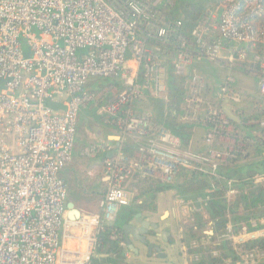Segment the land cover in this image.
I'll use <instances>...</instances> for the list:
<instances>
[{"label":"built area","instance_id":"built-area-1","mask_svg":"<svg viewBox=\"0 0 264 264\" xmlns=\"http://www.w3.org/2000/svg\"><path fill=\"white\" fill-rule=\"evenodd\" d=\"M243 3H215L187 31L183 17L166 13L171 0H0V264H91L99 233L130 204L125 184L131 179L171 184L182 168L215 171L227 159L244 157L250 138L264 143V26L240 13L249 8L260 15L262 4ZM220 61L228 72L213 103L226 98L237 114L248 116L250 134L235 128L219 106H209L207 150L192 151L152 123L147 111L127 107L149 103L151 96L167 100L168 64L185 80L184 110L209 103L200 96L205 79L197 66ZM244 65L257 81L256 90L247 94L236 78ZM90 78L118 84L98 113L110 117L121 138L135 145L131 153L117 152L116 168L105 159L107 188L98 210H80L70 219L60 173L73 157L80 108L100 104L102 90L98 96L86 89ZM248 97L250 109L245 108ZM6 134L16 149L7 144ZM103 148L100 143L84 153L92 156ZM262 177L254 175L253 181ZM236 182L225 181L226 202L235 198ZM210 199V190L195 200L181 199L182 211L203 213ZM241 226L236 233L228 222L218 239L231 241L245 263L264 259V249L243 248L264 237V227Z\"/></svg>","mask_w":264,"mask_h":264},{"label":"trees","instance_id":"trees-1","mask_svg":"<svg viewBox=\"0 0 264 264\" xmlns=\"http://www.w3.org/2000/svg\"><path fill=\"white\" fill-rule=\"evenodd\" d=\"M171 1L173 5L169 15L183 17L185 30L187 31L196 24L205 12V8L203 9L199 2L189 0ZM215 1L219 3L224 0ZM237 2L241 6L244 4L243 0H237ZM261 4L262 14L260 15L256 10L252 11L249 8L241 9L240 13L253 25L263 27L264 0H261ZM255 69L257 70V67ZM166 84L167 100L163 101L151 96L149 103H147L148 115L152 123L178 136L183 148L189 149L197 123L196 121L182 119L185 104L183 102L187 93L186 83L184 78L174 72L172 64H168L167 67ZM88 90H91V88L88 87ZM127 107L134 108V105L129 104ZM252 117H256V115ZM108 119L112 126L118 129L112 119L110 117ZM248 119V116L243 117V128L246 127L245 123ZM205 125L209 127L208 123H205ZM254 145V155L251 156L249 153L244 157L238 156L236 159H227L219 164L215 171L207 169L206 172H201L197 167L182 168L171 184H160L138 176L131 179L125 184V190L128 193L137 190V195L132 199L142 198L143 203H136L135 205L130 203L129 206L122 207L116 221L104 227L98 235L97 252L107 256L96 257L91 264H108L113 260L110 254L119 253L122 256L120 242L125 243L122 226L128 223L141 208L152 204L158 193L172 189L184 201L195 200L197 196H204L206 191L210 190L211 199L206 203L204 212L194 213L192 221L186 223L181 232L180 240L189 246V252L197 257L191 264H264V259L248 263L243 262L231 241L218 239L228 222L233 225L236 233L241 229L242 223L249 230L264 227V224L260 223V220H264V143L255 141ZM132 148V146H123L120 151L131 153ZM100 153H102L104 161L111 158L113 166L115 168L118 166L116 154L105 158V152ZM257 174L263 177L261 181L255 182L253 176ZM227 179L237 180L235 186L237 193L230 202H226L223 197V186ZM212 186L215 188L213 191L211 190ZM251 221H255L256 226H252ZM205 223L210 225L211 234L203 231ZM111 236L116 237L111 239ZM204 238L209 240L210 243H197ZM125 247L128 250L126 243ZM243 248L245 250L264 249V237L247 241L243 244Z\"/></svg>","mask_w":264,"mask_h":264},{"label":"rangeland","instance_id":"rangeland-1","mask_svg":"<svg viewBox=\"0 0 264 264\" xmlns=\"http://www.w3.org/2000/svg\"><path fill=\"white\" fill-rule=\"evenodd\" d=\"M189 1L201 3L203 9H207L216 3L215 0ZM168 11L169 10H167L166 13L170 14L171 11H169L170 13ZM32 31L35 32L36 29L33 28ZM214 64L209 65L207 63H202L197 66L196 70L205 79L200 96L204 99V102L207 101L209 103H200L196 106H191L192 108L186 107L185 105L184 111H188V113H184L182 115V119L196 122L201 120L203 121L206 109L209 106H215L212 104L213 100L215 96L219 94L218 88L228 71L227 66L222 61L217 62L215 65ZM244 67V69L249 71V75H246L244 69L243 72L238 69V73H236L239 74L237 87L244 94H247L246 92H254L256 90L257 81L254 79L256 75L252 73L254 71H252L251 67L249 65H244ZM238 68H240V66ZM242 75L244 77H240ZM88 87L91 88V90L94 89L96 95H98L102 90L100 92L102 93L100 94L101 97L99 98L100 104L96 105L94 102H89L80 108L77 118V137L73 149V159L65 166L66 168L63 172L64 176L61 174L62 172L60 174L67 185L66 207L67 203L73 202L78 204V206H81L84 211L94 212L92 210H96L98 208V201L102 198L106 191L107 181L104 180V168L99 169L102 153L90 156L86 155L84 150L100 143L105 144L106 147L108 143V136H118V132L114 131L108 117L98 113V109L103 105L105 106V104L108 103L107 101L111 99L112 95L109 91L114 87L115 89H118V84L112 83L110 79L90 78L86 85L87 89ZM106 91L107 94L102 96L106 93ZM250 104L251 99L248 97L245 108L250 109ZM134 105L138 112L148 110L145 103H134ZM192 109L195 111L193 114ZM242 132L246 134L249 131L243 129ZM5 138L7 144L11 148L16 149L12 135L6 134ZM250 140L252 141L249 145V153L252 156L255 154V142L251 138ZM127 142L132 143V140H127ZM189 150L202 152L207 150L206 144H203V131L197 132L196 138L191 143ZM102 166L104 167V163ZM174 193L175 190L172 189L171 191L169 190L168 192L162 194L155 204V207L143 209L140 215V217L144 220L157 224L155 229L151 228L150 230L152 233H157V236L155 234H151L147 236V239L149 242L159 245L166 255L160 256L156 251H152L151 254H148L146 247L139 242H133L134 246L139 250L138 253H134L129 249L127 250L125 246L120 244V249L123 255L120 256L119 253L110 254L113 260L108 262V264H191L195 259H197L194 254L189 252V246L180 240L182 234L180 229L182 228L183 230V226L192 221V216L195 212L191 211L189 215L188 212H184L186 214L179 212L177 215H174L171 209L173 205L171 204V199ZM128 195L132 201V195H130V193H128ZM179 207L182 208V206ZM131 222L133 224L136 223L135 220H132ZM162 231H164L163 237L161 236ZM203 231L211 234L212 231L208 223L204 224ZM197 243L207 244L210 243V241L204 238ZM195 245L197 244L195 243ZM101 256L106 257L107 255L99 254V252H97L96 257L98 258Z\"/></svg>","mask_w":264,"mask_h":264},{"label":"crops","instance_id":"crops-1","mask_svg":"<svg viewBox=\"0 0 264 264\" xmlns=\"http://www.w3.org/2000/svg\"><path fill=\"white\" fill-rule=\"evenodd\" d=\"M216 64V63H215ZM214 64V65H215ZM209 65H213V64H209ZM239 76L238 75H236V78H238ZM240 77H243V76H240ZM239 80V79H238ZM213 105H215V106H219L220 108H221V110H222V104H223V100H221V103H212ZM145 105L147 106V103H145ZM228 105L230 106V109L235 113V114H237L236 112H235V108L234 107H232L229 103H228ZM134 109H135V105H134ZM136 110V109H135ZM237 115H239V114H237ZM240 117H241V115H239ZM203 119V118H202ZM241 122L240 123H237V122H233V121H231L232 122V124H234V126H235V128H237V129H242L243 127V124H242V122H243V118L241 117ZM196 123H198L197 124V126L195 127V129H194V134H193V137H192V142L194 141V139L196 138V134H197V132H199V131H203V144H205V136H206V133H207V131H208V128L209 127H207L206 125H205V120L203 119V121L201 120V121H198V122H196ZM200 123H202V124H200ZM114 128V127H113ZM243 129H246V127H244ZM242 129V130H243ZM247 130V129H246ZM114 131H116V132H118L117 131V129H115L114 128ZM114 137V138H113ZM107 140H108V143H107V145L109 146H106L105 148H103V149H101L100 151H98L97 153H95L94 155H92V156H95V155H98V153H100V152H105V158L106 157H112L113 155H115V154H117V152L121 149V147H123V146H134L135 145V143L133 142V140L132 139H123V138H121V136H120V133L118 132V136H115V135H113L112 137H110V136H108V138H107ZM127 140L128 141H131L132 140V143H129V142H127ZM123 141H124V145H123ZM83 154V153H82ZM73 159V158H72ZM103 163H104V159H103V156L101 157V161H100V165H99V169H103L104 167L102 166L103 165ZM66 168V167H65ZM65 168L61 171L62 173V175H63V172H64V170H65ZM64 176V175H63ZM105 181H107L106 180V178L104 179ZM152 181V180H151ZM132 182H134V181H132ZM132 182H130V183H132ZM154 182V181H153ZM156 182V181H155ZM156 183H158V182H156ZM161 184V183H160ZM169 190H166V191H163V192H160V193H158L157 194V196H156V199H155V201L152 203V204H150L149 206H146V207H144V208H141L140 210H139V212H137L136 214H140L141 215V212L143 211V209H145V208H148V207H155V204L157 203V201L159 200V198H160V196L162 195V194H164V193H166V192H168ZM171 191V190H170ZM130 195H132V198H134L135 197V195H137V190H134L133 192H130ZM101 200V198L99 199V201ZM180 200H181V198L180 197H178V195L176 194V192L173 194V196H172V199H171V204H173L172 205V207H171V209H172V212H173V214L174 215H177L179 212H181L182 214H184L183 213V209L181 208V207H179V206H182L181 205V203H180ZM99 201H98V204H99ZM142 204L143 203V199L142 198H140V199H132V202H131V204L132 205H135V204ZM75 204V206H76V208H78L79 210H81V211H84L83 209H82V207L81 206H78V204H76V203H74ZM130 205V204H129ZM151 208V209H152ZM98 210V208L96 209V210H92V211H94V212H96ZM191 211H193V209H191L190 210V213H191ZM194 213V212H193ZM135 214V215H136ZM134 215V216H135ZM180 231H182V228L180 229Z\"/></svg>","mask_w":264,"mask_h":264},{"label":"water","instance_id":"water-1","mask_svg":"<svg viewBox=\"0 0 264 264\" xmlns=\"http://www.w3.org/2000/svg\"><path fill=\"white\" fill-rule=\"evenodd\" d=\"M222 111L229 120L233 122H237V123L241 122L242 120L241 117L235 114L230 109V106L228 105V100L226 98L223 99ZM67 209H68L67 214L70 219H74L78 217L80 214V210L76 208L73 202L67 203ZM135 217H136V222L139 225L126 223L122 226L123 236H124V240H125L127 248L133 251L134 253H138L139 250L137 249V247L134 246L133 242H139L143 244L144 246L147 245L148 254H151V252L155 250L158 253V255L165 256L166 255L165 252L162 251L159 245L155 243H151L147 239V236H149L150 234L148 232V229L149 228L155 229L157 227V224L144 220L143 218L140 217L139 213L136 214ZM163 236H164V232L162 233V237Z\"/></svg>","mask_w":264,"mask_h":264},{"label":"flooded vegetation","instance_id":"flooded-vegetation-1","mask_svg":"<svg viewBox=\"0 0 264 264\" xmlns=\"http://www.w3.org/2000/svg\"><path fill=\"white\" fill-rule=\"evenodd\" d=\"M128 206H129V205H128ZM132 220H135V221H136V217L133 216V218L130 219L128 223L133 224V223L131 222ZM134 225H139V224L136 222ZM150 230H151V228L148 229V232L150 233L149 235H151V234H155V235L157 236V233H152V231H150ZM163 232H164V231L161 232V236H162V233H163ZM145 247H146V249H147V245H145ZM153 251H155V250H153Z\"/></svg>","mask_w":264,"mask_h":264}]
</instances>
